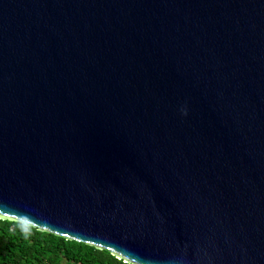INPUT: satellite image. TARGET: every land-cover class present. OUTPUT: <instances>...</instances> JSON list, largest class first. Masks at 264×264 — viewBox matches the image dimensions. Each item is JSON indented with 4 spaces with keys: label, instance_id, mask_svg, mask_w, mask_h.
<instances>
[{
    "label": "water",
    "instance_id": "obj_1",
    "mask_svg": "<svg viewBox=\"0 0 264 264\" xmlns=\"http://www.w3.org/2000/svg\"><path fill=\"white\" fill-rule=\"evenodd\" d=\"M0 218L264 264V0H0Z\"/></svg>",
    "mask_w": 264,
    "mask_h": 264
},
{
    "label": "trees",
    "instance_id": "obj_2",
    "mask_svg": "<svg viewBox=\"0 0 264 264\" xmlns=\"http://www.w3.org/2000/svg\"><path fill=\"white\" fill-rule=\"evenodd\" d=\"M0 264H131L107 249L0 218Z\"/></svg>",
    "mask_w": 264,
    "mask_h": 264
}]
</instances>
